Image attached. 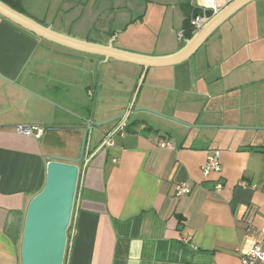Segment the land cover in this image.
I'll return each mask as SVG.
<instances>
[{"label":"crops","instance_id":"obj_1","mask_svg":"<svg viewBox=\"0 0 264 264\" xmlns=\"http://www.w3.org/2000/svg\"><path fill=\"white\" fill-rule=\"evenodd\" d=\"M130 1L117 0L112 16L86 17L84 0H68L76 18L62 23L78 33L46 22L25 0L22 9L61 33L147 56L172 55L191 38L196 0L178 2L180 28L163 0ZM240 10L207 39L220 30L216 44L147 69L51 42L0 14V264H22L28 207L50 157L78 158L85 132L65 264H242L252 245L264 248V35ZM25 123L43 135L18 133ZM213 148L222 169L205 177ZM179 182L191 192L177 196Z\"/></svg>","mask_w":264,"mask_h":264},{"label":"water","instance_id":"obj_2","mask_svg":"<svg viewBox=\"0 0 264 264\" xmlns=\"http://www.w3.org/2000/svg\"><path fill=\"white\" fill-rule=\"evenodd\" d=\"M255 0H234L213 15L179 51L172 55L157 57L147 56L115 48L112 42L102 45L78 39L56 31L29 15L21 12L3 0H0V14L36 33L51 42L106 58H114L145 67H165L179 64L190 58L207 39L230 17L241 8ZM94 124L99 125L92 121ZM92 128L90 130V134ZM87 133H84L81 154L78 158L52 155L47 168V180L43 189L36 194L28 207L22 246V264H64L67 251L68 229L74 217L80 167L85 149ZM90 138V136H89ZM105 143L96 149L89 160L96 155Z\"/></svg>","mask_w":264,"mask_h":264},{"label":"rangeland","instance_id":"obj_3","mask_svg":"<svg viewBox=\"0 0 264 264\" xmlns=\"http://www.w3.org/2000/svg\"><path fill=\"white\" fill-rule=\"evenodd\" d=\"M67 1L68 0H25V3L27 5L26 6L27 10L35 11L39 16H42V18H43V14L45 13L46 22L53 20L56 24L55 25L56 28L71 31L72 33H78L81 29L78 27L77 24H74L73 27H69L67 23L66 24L62 23L63 20L66 21L68 20L69 17H72V20L76 18L75 9H68L66 7L65 2ZM143 1L146 2L147 0H143ZM179 1L180 0H163V2L168 7H170V9H173L175 7L174 9L177 10L175 13L177 16L171 13V14H167V17L168 19L169 18L172 19L175 25H179L178 28H180V25H181L180 24L181 18L184 17L183 12L178 5ZM123 2H124L123 5H126V6L132 4L130 0H123ZM84 3L88 4V6L85 8V13H84L86 17H90L88 14H91V13H93L96 17L97 15H102L103 13L104 14L106 13L108 15H111V14L114 15L115 13L118 12V9H113V6L115 8L118 7L117 0H84ZM46 4L49 5V9L44 11V7ZM144 8L145 7L142 6V8H139V9L137 8L132 11L128 10V12L129 14H135L136 16V14H142L144 12ZM178 9H180V12ZM81 11L82 10L80 8V10L78 11V14L81 13ZM54 14H56L55 18H53ZM238 14L240 15L239 18L243 20V22L248 27V29H252L254 31L256 30L253 33L262 32V34L264 35V0H255L253 2H250L249 4L244 6ZM234 24H235L234 21L229 20L225 27L232 28L231 26H233ZM257 24L259 25L258 27H257ZM91 25H92V22L90 20H86V26L83 28V30L88 27H89L88 29H90ZM121 26H122V23H119V25L118 23H116L114 28L118 30L120 29L119 27ZM85 32H87V30H85ZM219 33H220V30H218L216 34L213 36V38L207 41L205 45L214 44L215 40H217V36ZM253 33L251 36L252 38H254ZM93 34H96V33L92 32L91 36H93ZM241 42H245V40ZM204 47L201 48L199 54L203 52Z\"/></svg>","mask_w":264,"mask_h":264},{"label":"built area","instance_id":"obj_4","mask_svg":"<svg viewBox=\"0 0 264 264\" xmlns=\"http://www.w3.org/2000/svg\"><path fill=\"white\" fill-rule=\"evenodd\" d=\"M232 1L234 0H196V6L200 11L211 12L215 15ZM200 11L191 17V25L197 30H200L207 22L206 16ZM180 37H183V33H180ZM16 131L26 136L40 138L44 133V128L37 124L25 123L16 125ZM105 143L107 146H114L112 134L107 136ZM159 145L164 148H175L174 142L170 140L161 139ZM221 156L222 151L220 149L213 148L208 151L206 162L202 167L203 175L205 177H209L213 173L221 172ZM223 186L222 182H218L216 189L219 191ZM191 189L192 188L188 182H179L176 185L177 196L180 197L187 195L191 192ZM242 264H264V248L260 243L252 245L247 251H245L242 257Z\"/></svg>","mask_w":264,"mask_h":264},{"label":"trees","instance_id":"obj_5","mask_svg":"<svg viewBox=\"0 0 264 264\" xmlns=\"http://www.w3.org/2000/svg\"><path fill=\"white\" fill-rule=\"evenodd\" d=\"M4 2H6L7 4H9L10 6H12L13 8L23 12V0H3ZM199 12V11H198ZM207 17L210 18L212 16L211 12H207L206 13ZM189 24H190V33L189 36L192 37L193 34L196 32V29L191 25V21L189 19ZM71 227V225H70ZM69 227V229H70ZM69 229H68V240H69ZM66 256H67V251H66V255H65V260H66ZM65 260H64V264H65Z\"/></svg>","mask_w":264,"mask_h":264}]
</instances>
